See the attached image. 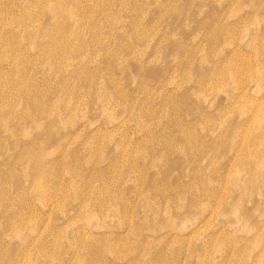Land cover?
<instances>
[{"label":"rangeland","instance_id":"rangeland-1","mask_svg":"<svg viewBox=\"0 0 264 264\" xmlns=\"http://www.w3.org/2000/svg\"><path fill=\"white\" fill-rule=\"evenodd\" d=\"M0 264H264V0H0Z\"/></svg>","mask_w":264,"mask_h":264}]
</instances>
